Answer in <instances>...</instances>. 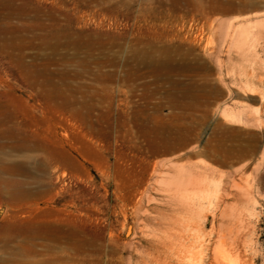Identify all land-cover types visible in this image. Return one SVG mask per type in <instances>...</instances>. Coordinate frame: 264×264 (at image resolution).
Wrapping results in <instances>:
<instances>
[{"label":"rangeland","instance_id":"obj_1","mask_svg":"<svg viewBox=\"0 0 264 264\" xmlns=\"http://www.w3.org/2000/svg\"><path fill=\"white\" fill-rule=\"evenodd\" d=\"M16 4L22 15H0V264H129V257L130 264H152L146 257L157 256L156 249L152 239L141 236L155 225L149 220L143 226L130 207L123 219L116 200L141 165L179 161V152L159 155L168 144H144L126 134V118L146 114L154 120L150 125L186 123L191 128L186 150L194 147L196 154L180 163L207 164L214 169L205 174L207 181L213 177L222 188L230 179L247 192L249 201L233 206L235 214L242 211L243 222L231 221L245 239H223V247L234 240L235 264H264V0ZM183 87L194 96L182 98L178 92ZM107 126L111 135L104 140L95 130ZM115 174L128 182L117 193ZM24 189L33 194L13 196ZM150 197L158 195L150 192ZM107 201L111 205L105 216L101 212ZM146 204L144 209L154 206ZM108 218L113 221L110 231L101 229ZM209 226L206 222L205 232ZM126 227L132 229L129 237ZM83 237L92 243L85 256L78 250ZM190 240V257L181 264H200L216 239ZM201 243L209 244V251ZM93 247H101L100 256Z\"/></svg>","mask_w":264,"mask_h":264},{"label":"bare ground","instance_id":"obj_2","mask_svg":"<svg viewBox=\"0 0 264 264\" xmlns=\"http://www.w3.org/2000/svg\"><path fill=\"white\" fill-rule=\"evenodd\" d=\"M32 1V0H31ZM163 2V1H162ZM26 8V7H25ZM29 10V9H28ZM31 10V9H30ZM36 13V12H35ZM23 14V8L19 4H16V0H0V15L3 17H11V16H18ZM41 17V16H40ZM26 18V17H25ZM31 18V17H30ZM59 21V20H58ZM3 22V21H2ZM39 22V19H38ZM42 22V21H41ZM51 22V21H50ZM11 23V22H10ZM4 25V23H2ZM25 24V23H24ZM51 24V23H50ZM40 25V24H39ZM49 25V23H48ZM7 26V25H6ZM27 27V26H26ZM43 27V26H42ZM50 27V26H49ZM41 28V27H40ZM3 29V28H2ZM1 29V30H2ZM8 29L10 30L9 26ZM46 29V28H45ZM52 30V29H51ZM3 31V30H2ZM15 31V30H14ZM10 32V31H9ZM12 32V31H11ZM41 32V31H40ZM5 33V32H4ZM19 33V32H18ZM43 33V32H42ZM2 35V34H1ZM11 35V34H10ZM5 36V35H4ZM7 36V34H6ZM15 36V35H14ZM32 36V35H29ZM46 36V35H45ZM10 37V36H9ZM99 37V36H98ZM13 38V37H12ZM22 38V36L20 37ZM19 38V39H20ZM11 39V38H10ZM94 39V38H93ZM98 39V38H97ZM100 39V38H99ZM233 39V38H232ZM53 40V39H52ZM143 41V40H142ZM141 41V42H142ZM7 42V41H5ZM4 42V43H5ZM10 42V41H9ZM12 42V40H11ZM31 42V41H30ZM42 42V41H41ZM233 42V41H232ZM3 43V42H2ZM8 43V42H7ZM152 43V41H151ZM17 44V43H16ZM45 44V43H43ZM49 44H54L50 43ZM232 44V43H231ZM244 44V43H243ZM2 45V44H1ZM111 45V44H110ZM120 45V44H119ZM230 45V44H229ZM236 45V44H235ZM4 46V45H3ZM6 46V45H5ZM31 46V45H30ZM28 47V46H27ZM32 47V46H31ZM171 47V46H170ZM241 47V46H239ZM21 48V47H20ZM37 48V47H36ZM81 48V47H80ZM86 48V47H85ZM231 48V47H230ZM15 49V48H14ZM23 49V48H22ZM31 49V48H30ZM33 49V48H32ZM159 49V48H158ZM67 50V49H66ZM187 50V49H186ZM230 50V49H228ZM4 51V50H3ZM26 51V50H25ZM18 52V51H17ZM43 52V51H42ZM40 52V53H42ZM172 52V51H171ZM228 52V51H227ZM7 53V52H6ZM13 53V52H12ZM29 53V52H27ZM145 53V52H144ZM33 54V53H31ZM227 54V53H226ZM20 55V53H19ZM129 55V54H128ZM8 56V55H7ZM6 56V57H7ZM18 56V55H17ZM32 56V55H31ZM151 55H149L150 58ZM27 57V56H26ZM190 57V56H189ZM231 57V56H230ZM233 57V56H232ZM18 58V57H17ZM14 59V58H13ZM24 59V58H23ZM34 59V58H33ZM10 60V59H9ZM17 60V59H16ZM15 60V61H16ZM39 60V59H38ZM14 61V62H15ZM26 61V60H25ZM44 61V60H43ZM232 61V60H231ZM228 61L229 63L231 62ZM235 61V60H234ZM21 62V60H20ZM25 63V62H23ZM31 63V61H30ZM152 63V62H150ZM42 64V63H41ZM97 64V63H96ZM99 64V63H98ZM152 65V64H151ZM169 65V63H168ZM16 66V65H15ZM23 66V65H22ZM142 66V65H141ZM202 66V65H200ZM14 67V66H13ZM232 67V66H231ZM203 68V67H202ZM172 70V69H171ZM170 73V72H169ZM40 73H38L39 75ZM52 74V73H51ZM175 74V73H174ZM18 76V75H17ZM22 77V76H21ZM38 77V76H37ZM194 77V76H193ZM39 78V77H38ZM48 78V77H47ZM38 81V80H37ZM155 81V80H154ZM42 82V81H41ZM28 83V82H27ZM39 83V82H38ZM180 85V84H179ZM178 85V86H179ZM158 86V85H157ZM39 87V86H38ZM189 87V86H188ZM48 88V87H47ZM156 88V87H155ZM208 88V87H207ZM149 89V88H148ZM172 89V88H171ZM195 91V90H194ZM40 92V91H39ZM168 92V91H167ZM207 92V91H206ZM210 93L212 90L209 91ZM74 93V92H73ZM179 95L182 98H189L194 96V92L191 91L189 88L183 87L180 91ZM40 94V93H39ZM72 96V95H71ZM206 96V95H205ZM174 99V98H173ZM181 101V100H180ZM191 101V100H190ZM195 101V100H194ZM73 102V101H71ZM70 102V103H71ZM188 102V101H187ZM201 103V101H200ZM192 104V103H191ZM179 105V104H178ZM4 106V105H3ZM54 106V105H53ZM185 109V108H184ZM183 110V109H182ZM7 111V110H6ZM141 111V110H140ZM154 111V110H153ZM152 113V112H151ZM5 115V114H4ZM142 115V114H141ZM88 117V116H87ZM140 117V115H139ZM138 116L131 115L127 119L128 124V131L126 134H132L137 139L142 138L141 140L145 142L144 144H148L151 141H162L166 143L165 151L159 155H166V154H178L179 156L177 159L179 161L175 162H154L150 163L148 166L144 167L141 165L142 169L140 173L135 175L132 174L134 177L131 182L125 186L126 193L116 197V200L121 203L120 211L121 215L125 219V211L130 207L135 214L137 221L143 226L149 224V220H152V223L155 225L150 227L147 233H144L143 239H152V245L156 249L157 256L147 255V261L152 262V264H181L185 258H189L190 256L188 253L192 247V243L190 239H216L214 240V246L211 250L210 256L208 253H203L200 259V264H235L234 263V255L236 250L238 249L237 246L234 244V240H231V244L229 248L223 247V239H245L243 238L242 231H238L239 229L235 230V226L231 224L235 222L234 225L238 222L239 226L243 222L244 215L242 211L239 213L233 212V206H236L237 203H244L246 204L247 201V192L240 187L236 182L233 180H227V182L222 186V188L218 187L220 184H213V177H210V183L207 181V176L213 174L214 169L207 164H203V166H199L196 163H180V160L183 157H186L189 154H193V148L186 150L188 146V132L191 129L189 126H186V123L181 125H174V126H158V125H150L151 116L143 115L139 118ZM186 118V117H184ZM15 120V119H14ZM22 120V119H21ZM153 120V118H152ZM154 121V120H153ZM238 121V120H237ZM158 124V123H157ZM25 125V124H24ZM123 126V125H122ZM12 129V128H10ZM105 138H108L110 131L108 130V126L104 128H99L95 130V132ZM88 136V135H87ZM74 137V136H73ZM117 136H115L116 139ZM65 138V137H64ZM13 139V138H12ZM67 139V138H66ZM71 139V138H70ZM130 139V138H129ZM30 140V139H28ZM72 140V139H71ZM107 140V141H108ZM17 141V140H16ZM132 141V140H131ZM103 142V141H102ZM15 143V142H14ZM105 143V142H104ZM190 143V142H189ZM31 144V143H29ZM28 144V145H29ZM74 144V143H73ZM168 144V145H167ZM140 145V144H139ZM164 145V144H163ZM36 146V145H35ZM108 146V145H107ZM138 146V145H137ZM136 146V147H137ZM29 147V146H28ZM32 147V146H31ZM40 147V146H39ZM76 147V146H75ZM135 147V146H134ZM35 148V147H33ZM32 148V149H33ZM43 148V147H42ZM74 148V147H73ZM106 148V147H105ZM139 148V147H138ZM31 149V150H32ZM116 149V148H115ZM197 149V147H196ZM202 149V148H201ZM17 150V149H16ZM147 150V149H146ZM186 150V151H185ZM200 150V149H199ZM46 151V150H45ZM76 151V150H75ZM62 153V151H59ZM148 152V151H147ZM49 153V152H48ZM120 153V152H119ZM141 154L144 152L140 151ZM50 154V153H49ZM52 154V153H51ZM59 154V153H58ZM82 154V153H81ZM107 154V153H106ZM196 154V153H194ZM56 155V154H55ZM70 155V154H68ZM48 156V155H47ZM65 156V155H63ZM62 156V157H63ZM177 156V155H176ZM49 157V156H48ZM61 157V159H62ZM68 157V156H67ZM71 157V156H70ZM170 157V155H169ZM117 158V157H115ZM125 158V157H123ZM165 158V157H164ZM162 158V159H164ZM50 159V158H49ZM52 159V158H51ZM50 159V160H51ZM59 157V161L61 160ZM65 159V157H64ZM121 160V159H120ZM168 160V159H167ZM52 161V160H51ZM50 161V162H51ZM63 161V160H62ZM72 161V160H71ZM118 161V160H117ZM141 161V160H140ZM29 162V161H28ZM32 162V161H31ZM53 162V161H52ZM65 164L68 165L69 161H63ZM76 162V161H75ZM151 162V161H150ZM124 163V161H123ZM199 163V162H198ZM204 163V162H203ZM207 163V162H206ZM28 164V163H27ZM61 164V163H60ZM117 164V162H115ZM63 165V164H62ZM69 165L73 169H78V164L75 165L72 162ZM68 165V166H69ZM61 166V165H60ZM117 166V165H116ZM115 166V167H116ZM119 166V165H118ZM133 166V165H132ZM131 166V167H132ZM135 166V165H134ZM133 166V167H134ZM140 166V165H138ZM65 167V166H63ZM102 167V166H101ZM121 167V166H120ZM132 167V168H133ZM136 167V166H135ZM140 167V168H141ZM107 168V166H106ZM113 168V165L112 167ZM139 168V167H138ZM136 168V169H138ZM257 168V167H256ZM84 169V168H83ZM101 169V168H100ZM108 169V168H107ZM134 169V170H136ZM216 169V168H215ZM104 170V169H103ZM106 170V169H105ZM112 170V169H111ZM118 170V169H117ZM139 170V169H138ZM229 170V169H228ZM256 170V169H255ZM10 171V170H9ZM101 171V170H100ZM115 171V169H114ZM110 172V170H107ZM132 172V171H131ZM139 172V171H138ZM15 173V172H14ZM103 173V171H102ZM105 173V172H104ZM111 173V172H110ZM114 173V172H112ZM130 173V172H129ZM62 174V173H61ZM64 174V173H63ZM85 174V172H84ZM108 174V173H107ZM209 174V175H206ZM104 175V174H103ZM111 175V174H110ZM109 175V176H110ZM126 175V174H125ZM138 175V176H137ZM227 175V174H226ZM63 176V175H62ZM108 176V177H109ZM137 176V177H136ZM216 178V177H215ZM220 178V177H219ZM227 179V178H225ZM108 180V179H107ZM106 180V181H107ZM112 180V178H111ZM113 180L115 181V190L116 193L123 190V183L120 179L118 174L113 176ZM252 180V179H251ZM110 181V180H109ZM217 181V180H216ZM243 181V180H242ZM248 181V180H247ZM85 182V181H84ZM245 182V180H244ZM128 183V182H126ZM124 183V185L126 184ZM218 183V182H216ZM252 183V182H251ZM255 183V182H254ZM85 184V183H84ZM87 184V183H86ZM85 184V185H86ZM91 184V183H90ZM101 184V183H100ZM109 184V183H108ZM243 184V183H242ZM106 185V184H105ZM211 185H213V191L211 190ZM101 186V185H100ZM107 186V185H106ZM37 187V186H36ZM108 187V186H107ZM142 187L143 190L141 189ZM244 187V186H243ZM102 188V187H101ZM249 188V187H247ZM34 189V188H33ZM45 189V188H44ZM104 189V188H103ZM141 189V191H140ZM88 190V188H87ZM92 190V189H91ZM94 190V188H93ZM114 190V189H113ZM249 190V189H247ZM252 190V189H251ZM35 191V190H34ZM37 191V190H36ZM89 191V190H88ZM96 192V191H95ZM115 192V191H114ZM125 192V191H124ZM150 192L155 193L158 197H150ZM101 193V192H100ZM123 193V192H122ZM33 194L31 190H20L16 195L19 198L28 197ZM97 194V193H96ZM95 194V195H96ZM106 194V193H105ZM260 194V193H258ZM38 195V194H37ZM41 195V194H40ZM109 195V194H108ZM34 196V195H33ZM139 196V197H137ZM36 197V196H35ZM101 197V196H100ZM110 197V196H109ZM108 197V198H109ZM137 197V200L135 198ZM38 197L36 198L37 201ZM103 199V198H102ZM115 200V199H114ZM230 200V201H229ZM34 201V200H33ZM110 201V200H109ZM146 201V203H145ZM84 202V201H83ZM105 202V201H104ZM149 202L153 203L154 206L149 210L147 208H143L146 204L148 205ZM230 202V203H229ZM116 203V201H115ZM145 203V204H144ZM253 203V202H252ZM90 204V203H89ZM92 204V203H91ZM144 204V205H143ZM256 204V203H255ZM98 205V204H97ZM101 205V204H99ZM98 205V206H99ZM111 202L104 203L102 205V212L103 215L106 216L110 209ZM96 206V205H95ZM94 206V208H95ZM93 207V205H92ZM145 207V206H144ZM97 208V207H96ZM85 209V208H84ZM91 209V208H90ZM100 209V208H99ZM130 209V210H131ZM93 210V208L91 209ZM117 210V209H116ZM128 210V211H130ZM239 210H242L241 208ZM96 211V210H95ZM112 211V209H111ZM119 211V212H120ZM151 212H155L156 215H150ZM235 211V210H234ZM87 212V211H86ZM89 212V210H88ZM94 212V211H93ZM118 212V211H117ZM96 213V212H95ZM100 213V214H101ZM110 213V212H109ZM85 214V213H84ZM98 215V214H97ZM118 215V214H117ZM116 216V215H115ZM114 216V217H115ZM93 217V216H92ZM99 217V216H98ZM102 217V216H101ZM111 217V216H110ZM133 217V216H132ZM112 218V217H111ZM121 218V217H120ZM95 218H93L94 220ZM100 219V217H99ZM115 219V218H114ZM134 219V220H136ZM86 222L90 223L91 218L90 216H85ZM104 220H106L104 218ZM133 220V221H134ZM98 221V220H97ZM101 221V220H100ZM120 221V220H118ZM131 221V222H133ZM126 222V221H125ZM124 222V223H125ZM206 222L210 223V230L205 232L204 225ZM93 223V222H92ZM101 223V222H100ZM105 223V222H104ZM113 221L109 218L107 219L105 225H101V229L108 230ZM120 224V223H118ZM122 224V223H121ZM128 224V223H127ZM246 224V223H245ZM251 224V223H250ZM94 225V224H93ZM132 225V224H130ZM124 226V224H123ZM135 226V225H134ZM248 226V224H247ZM95 227V226H94ZM94 227L92 228L94 230ZM99 227V226H98ZM97 227V228H98ZM114 227V225H113ZM112 227V228H113ZM117 227V225H116ZM116 227H114L116 229ZM125 227V226H124ZM252 227V226H251ZM118 228V227H117ZM135 228V227H134ZM141 228V227H139ZM234 228V229H233ZM238 228V227H237ZM245 228V227H244ZM243 228V229H244ZM253 228V227H252ZM255 228V227H254ZM99 229V228H98ZM97 229V230H98ZM114 229V230H115ZM138 229V228H137ZM246 229V228H245ZM249 229V228H248ZM131 227H126L125 234L129 237L131 235ZM140 230V229H139ZM138 230V231H139ZM235 230V231H234ZM110 231V230H108ZM116 231V230H115ZM114 231V232H115ZM144 231V229L142 230ZM245 231V230H244ZM97 232V231H95ZM137 233V231H136ZM242 233V234H241ZM96 234V233H95ZM106 234V233H105ZM110 234V233H109ZM111 235V234H110ZM123 235V234H122ZM135 236V234L132 233ZM98 236V235H97ZM112 237V236H111ZM140 237V236H139ZM71 238V237H70ZM89 238V236H88ZM107 238V237H106ZM105 238V239H106ZM121 238V237H120ZM72 239V238H71ZM125 239V238H124ZM132 239V238H131ZM134 239V238H133ZM108 240V239H107ZM116 240V239H115ZM121 240V239H119ZM126 240V239H125ZM145 241V240H144ZM189 241L188 244L186 242ZM210 241V240H209ZM240 241V240H237ZM110 242V241H109ZM113 242V241H112ZM122 242V241H120ZM132 242V241H131ZM139 242V241H138ZM147 242V241H146ZM149 242V241H148ZM225 242V241H224ZM243 242V241H242ZM107 243V242H106ZM115 243V241L113 242ZM143 243V242H142ZM241 243V241H240ZM112 244V243H110ZM128 244V243H127ZM73 245V244H72ZM94 245V244H93ZM97 245V244H96ZM114 245V244H112ZM134 245V244H133ZM199 245V244H198ZM92 246L91 241L85 239L83 237V242L78 248L80 252L86 255V252H90L89 247ZM106 246V245H105ZM125 246V245H124ZM135 246V245H134ZM151 246V245H150ZM226 246V245H225ZM114 247V246H113ZM116 247V246H115ZM142 247V246H141ZM199 247V246H198ZM200 247L204 251H209V244L201 243ZM242 248V246H241ZM105 249V247H104ZM103 249V250H104ZM117 249V248H116ZM140 249V247H139ZM143 249V247H142ZM92 250L99 255L102 252L101 247H93ZM113 250V249H112ZM123 250V249H122ZM105 251V250H104ZM103 251V252H104ZM118 251V250H117ZM133 251V248H132ZM144 251V250H143ZM154 251V249H153ZM193 251V250H191ZM107 252V251H106ZM110 252V251H109ZM112 252V251H111ZM114 252V251H113ZM120 252V251H119ZM137 252V251H136ZM197 252V251H196ZM124 253V252H123ZM126 253V252H125ZM139 253V252H138ZM162 253L160 257V254ZM113 254V253H112ZM115 254V253H114ZM193 254V253H192ZM197 254V253H196ZM89 255V254H88ZM104 255V254H103ZM108 255V254H107ZM106 255V256H107ZM127 255V254H126ZM146 255V254H145ZM155 255V254H154ZM201 255V254H200ZM100 256V255H99ZM116 256V255H115ZM118 256V254H117ZM142 256V255H140ZM126 257V256H125ZM203 257V258H202ZM102 258V257H101ZM105 258V255H104ZM108 257L107 259H109ZM115 258V257H114ZM134 258V256H133ZM192 258V256H191ZM85 262L87 261L86 258ZM111 259V258H110ZM109 259V261H110ZM118 259V258H117ZM136 259V257H135ZM141 259V258H140ZM194 259V258H193ZM241 261V258H238ZM146 260V259H145ZM196 260V259H195ZM198 260V259H197ZM103 261V260H102ZM108 261V260H107ZM108 261V262H109ZM120 261V260H119ZM124 261V259H123ZM133 261V259H132ZM193 261V260H191ZM190 261V262H191ZM239 261V262H240ZM115 262V261H113ZM126 262V261H125ZM125 262H123L125 264ZM130 264V257L127 261ZM238 262V261H237ZM236 262V264H237ZM75 264V263H74ZM102 264V263H101ZM111 264V262L109 263ZM135 264H149L143 260L141 262Z\"/></svg>","mask_w":264,"mask_h":264}]
</instances>
